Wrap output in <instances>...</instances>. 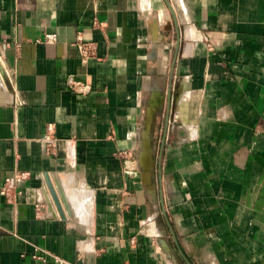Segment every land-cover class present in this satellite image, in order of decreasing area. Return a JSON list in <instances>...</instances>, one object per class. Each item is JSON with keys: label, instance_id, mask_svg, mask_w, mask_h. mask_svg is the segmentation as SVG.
<instances>
[{"label": "crops", "instance_id": "1", "mask_svg": "<svg viewBox=\"0 0 264 264\" xmlns=\"http://www.w3.org/2000/svg\"><path fill=\"white\" fill-rule=\"evenodd\" d=\"M0 43V264H264V0H0Z\"/></svg>", "mask_w": 264, "mask_h": 264}, {"label": "built area", "instance_id": "2", "mask_svg": "<svg viewBox=\"0 0 264 264\" xmlns=\"http://www.w3.org/2000/svg\"><path fill=\"white\" fill-rule=\"evenodd\" d=\"M57 40L56 33H45L44 37L41 39L39 38L38 41L46 42V43H53ZM80 51L84 58L94 55L93 45L91 43H79ZM3 45L0 43V83L5 85L9 81H13L14 77V70L8 65L4 53H3ZM54 126L50 124L48 126V132L44 137V140L48 147L50 148L54 143ZM30 178V173L26 171H16L11 175L5 177L3 184L0 187L1 195L7 197L9 200H13L15 195L22 193L21 187L22 185ZM60 188V186H58ZM48 188L44 187L42 192L45 194L44 197H39L38 201L36 202V208L42 209L45 204L52 205L54 199V191L46 190ZM46 195V196H45ZM56 204V201H54ZM58 204V203H57ZM60 205V204H59Z\"/></svg>", "mask_w": 264, "mask_h": 264}, {"label": "bare ground", "instance_id": "3", "mask_svg": "<svg viewBox=\"0 0 264 264\" xmlns=\"http://www.w3.org/2000/svg\"><path fill=\"white\" fill-rule=\"evenodd\" d=\"M186 103V102H185ZM183 107V106H182ZM145 143L143 145V153L141 155V163L146 171L153 167V161L151 160V148L149 145L150 131L146 130L144 134Z\"/></svg>", "mask_w": 264, "mask_h": 264}]
</instances>
